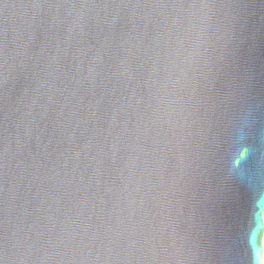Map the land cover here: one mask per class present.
I'll use <instances>...</instances> for the list:
<instances>
[{"label":"water","instance_id":"95a60500","mask_svg":"<svg viewBox=\"0 0 264 264\" xmlns=\"http://www.w3.org/2000/svg\"><path fill=\"white\" fill-rule=\"evenodd\" d=\"M0 264H264V0H0Z\"/></svg>","mask_w":264,"mask_h":264}]
</instances>
